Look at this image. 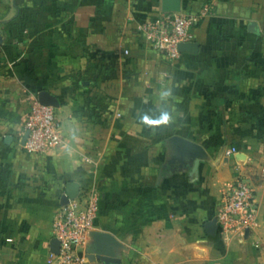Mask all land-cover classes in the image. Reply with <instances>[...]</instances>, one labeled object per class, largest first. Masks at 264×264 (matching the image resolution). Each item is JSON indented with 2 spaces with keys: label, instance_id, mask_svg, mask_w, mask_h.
Returning <instances> with one entry per match:
<instances>
[{
  "label": "crops",
  "instance_id": "0c3cea01",
  "mask_svg": "<svg viewBox=\"0 0 264 264\" xmlns=\"http://www.w3.org/2000/svg\"><path fill=\"white\" fill-rule=\"evenodd\" d=\"M167 11L198 16L196 50L174 60L135 30ZM0 37V264H52L68 181L98 191L94 230L119 242L86 264H264V0H0ZM41 89L65 144L30 152L21 125ZM162 113L167 124L144 122ZM173 134L208 153L195 175L162 167ZM237 177L254 188L257 224L208 235Z\"/></svg>",
  "mask_w": 264,
  "mask_h": 264
},
{
  "label": "built area",
  "instance_id": "2783aa9c",
  "mask_svg": "<svg viewBox=\"0 0 264 264\" xmlns=\"http://www.w3.org/2000/svg\"><path fill=\"white\" fill-rule=\"evenodd\" d=\"M195 14L158 12L147 15L136 26V32L146 43L167 60L176 59L178 44L193 40L192 26ZM127 52V50H124ZM27 132L22 147L30 152H44L65 144L55 107L40 104L33 97L24 115L21 135ZM235 147L226 148L228 155ZM100 196L94 187L84 188L63 205H58L51 218V234L58 240V252L50 253L52 264H86L82 249L88 245L99 212ZM258 203L252 185L237 177L223 193L214 217L216 231L223 234L244 235L257 224Z\"/></svg>",
  "mask_w": 264,
  "mask_h": 264
},
{
  "label": "water",
  "instance_id": "95a60500",
  "mask_svg": "<svg viewBox=\"0 0 264 264\" xmlns=\"http://www.w3.org/2000/svg\"><path fill=\"white\" fill-rule=\"evenodd\" d=\"M1 43V37H0ZM197 43L194 41L180 42L178 44L179 51H195ZM36 98L40 104L58 106L56 97L46 89H41L37 92ZM25 131L22 136V142L26 136ZM167 146L169 149V157L163 164V168L171 165L178 167H190V174L195 175L200 161L205 160L208 153L204 147L186 137L173 134L167 138ZM79 193V184L76 181H68L65 184L64 192L61 194L59 203L61 205L67 203L70 199L75 198ZM205 232L208 235H214L216 232L215 217L205 221ZM54 246L51 249L52 253L58 252V240L53 237ZM119 245L115 236L104 230H92L90 232V241L87 247V257L90 259L98 258L103 261H108L115 256V247Z\"/></svg>",
  "mask_w": 264,
  "mask_h": 264
},
{
  "label": "clouds",
  "instance_id": "9594fccd",
  "mask_svg": "<svg viewBox=\"0 0 264 264\" xmlns=\"http://www.w3.org/2000/svg\"><path fill=\"white\" fill-rule=\"evenodd\" d=\"M169 93H165L164 95H168ZM170 120V117L168 115V113H162L161 117L159 118V120H151L147 117L144 118V122L148 123V124H167Z\"/></svg>",
  "mask_w": 264,
  "mask_h": 264
}]
</instances>
